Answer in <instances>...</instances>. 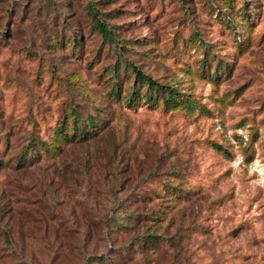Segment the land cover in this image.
Listing matches in <instances>:
<instances>
[{"label": "rangeland", "instance_id": "rangeland-1", "mask_svg": "<svg viewBox=\"0 0 264 264\" xmlns=\"http://www.w3.org/2000/svg\"><path fill=\"white\" fill-rule=\"evenodd\" d=\"M97 255L264 264V0H0V264Z\"/></svg>", "mask_w": 264, "mask_h": 264}, {"label": "trees", "instance_id": "trees-1", "mask_svg": "<svg viewBox=\"0 0 264 264\" xmlns=\"http://www.w3.org/2000/svg\"><path fill=\"white\" fill-rule=\"evenodd\" d=\"M94 22H95V26H96L98 32L102 36H104L106 38H111L112 34L108 30V28L106 27V25L104 23H102L100 20H97L96 18H95ZM133 73L135 74V80L137 81V83L142 85L143 87H145L147 92L161 93L162 94L161 96L165 95L166 96V98L164 99L165 103H174L175 102V97L177 96L178 93L176 92V90L172 86H170V85H159L154 80H152L150 77L139 72L137 69H133ZM133 95L134 94L132 93L131 96H133ZM148 98H150V100H151V97H148ZM94 124L95 123H94L92 118H87V120H86L87 128H89V129L93 128ZM59 128H60L59 129L60 137L62 136L61 138H64L65 140L69 139L70 142L72 140H74L73 142H76V143L82 142L84 140H88L89 136H91V133L87 134V131L85 132L83 130V126H81V127L78 126L77 122H74V125H72V130L70 132V135H68L66 133V125L64 122L59 126ZM43 149H45V147H43ZM35 151H36V147H32L31 152H35ZM58 152L60 154V152H62V150L59 149ZM162 189L164 191L170 190L171 191L170 194H173V195L178 192L177 187L171 183L166 185V186H163ZM155 196L157 198H160V199H166L167 198L165 194H161L157 190L155 191ZM137 240L138 241L136 243V248H138L139 250L150 249V248L156 247L157 245L160 244L159 237H157L156 233H154V232H152L150 234L144 233V235L139 237ZM166 241L168 243L170 242L169 240H166ZM170 245H171V242H170ZM94 259L95 260L93 261V263L97 262L98 264H106L105 262L107 260V258L105 256H102V255L94 256Z\"/></svg>", "mask_w": 264, "mask_h": 264}]
</instances>
